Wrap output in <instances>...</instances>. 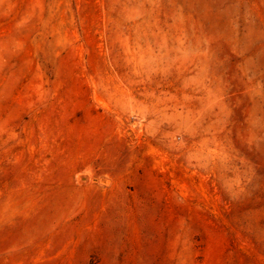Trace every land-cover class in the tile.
Here are the masks:
<instances>
[{"label": "rangeland", "instance_id": "374dc122", "mask_svg": "<svg viewBox=\"0 0 264 264\" xmlns=\"http://www.w3.org/2000/svg\"><path fill=\"white\" fill-rule=\"evenodd\" d=\"M0 264H264V0H0Z\"/></svg>", "mask_w": 264, "mask_h": 264}]
</instances>
